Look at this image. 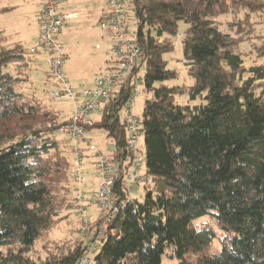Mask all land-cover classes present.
Returning <instances> with one entry per match:
<instances>
[{"label": "trees", "instance_id": "obj_1", "mask_svg": "<svg viewBox=\"0 0 264 264\" xmlns=\"http://www.w3.org/2000/svg\"><path fill=\"white\" fill-rule=\"evenodd\" d=\"M130 12L145 73L139 78L135 69L118 83L101 120L88 128L104 131L114 146L106 155L119 205L89 264H163L164 255L177 264H264V65L247 67L239 52L264 23V0H127ZM220 16L232 17L235 34L220 29ZM181 22L188 26L183 51L194 83L171 87L165 83L178 74L164 56L174 51ZM36 54L0 30V264H78L95 246L96 224L87 234L79 228L82 239L72 244L48 239L70 216L64 209L77 205L78 212L84 183L67 155L71 139L59 132L67 120L26 91ZM133 76L149 95L139 118L141 201L124 187L132 155L120 115ZM183 96L204 103L179 105Z\"/></svg>", "mask_w": 264, "mask_h": 264}, {"label": "built area", "instance_id": "obj_2", "mask_svg": "<svg viewBox=\"0 0 264 264\" xmlns=\"http://www.w3.org/2000/svg\"><path fill=\"white\" fill-rule=\"evenodd\" d=\"M63 4L64 0H42L40 32L31 52L44 53L47 56V75L53 86L50 91L52 98L76 103L79 97H82V101L75 106L71 118L61 125L59 132L74 143L73 167L78 183L86 182L82 170L83 158L87 154L95 156L94 163L99 178L96 188L91 191L79 190L77 193L80 232L87 234L96 224L95 246L92 245L89 252L78 263L89 264L92 260V249L97 248L96 245L107 237L108 226L119 212V205L115 201L114 162L87 138L88 128L93 125L91 115L103 109L118 83L131 77L135 69H140L143 55L134 37L128 32L127 0H106L107 12L100 27L111 34L113 44L110 47V54L113 57L114 66L108 72L96 76L93 87H85L78 92L67 79L64 70L66 56L59 41L60 35L67 27V20L73 17L64 11ZM133 80L132 96L126 107L127 109L129 107L126 118L127 145L132 161L125 176L124 187L129 192L133 183L140 185L146 181L144 174L139 173L145 165V157L140 151L139 144L141 123L130 109L139 93L141 82L137 76H133ZM92 207H95V213Z\"/></svg>", "mask_w": 264, "mask_h": 264}, {"label": "rangeland", "instance_id": "obj_3", "mask_svg": "<svg viewBox=\"0 0 264 264\" xmlns=\"http://www.w3.org/2000/svg\"><path fill=\"white\" fill-rule=\"evenodd\" d=\"M83 1L84 2L82 3H85V0ZM34 2L35 0H0V27L2 28L4 27L6 29V34L10 36L9 43L21 42L25 48H29L31 46L36 45L35 37L38 32V28L36 25V21L34 20L35 18ZM86 5L88 6V3H86ZM84 7L85 5H82L79 8V12L84 13L85 12ZM217 20L221 25L220 27L221 30L229 31L235 34V31H232L229 26L230 25L229 22L233 20L231 16H220L218 17ZM258 20L262 21L261 19ZM93 26L96 30H98L97 33L100 35L99 33L101 31L100 27L96 24H94ZM187 27L188 26L183 22L179 24L178 35L173 37V41L175 45L174 51L164 56V58L168 61V68L170 70L176 71L178 74L176 79L170 80L165 83L171 87L191 86L194 83V80L189 76L188 66L186 65V60L183 51V39ZM95 29H93V33H95ZM136 29H137V25L134 15L130 12V15L128 17L129 35L133 36ZM145 32H147V28H145ZM77 37L80 41L81 39L82 40L85 39V36L79 35ZM100 37L101 36H96V38L95 36L88 37V42H89L88 51L90 55L97 56L96 54L100 53L96 49L98 45H102L103 43ZM246 38L248 39V41L246 40L243 43H241L239 48V52L242 55V59L244 60L245 65L247 67L253 65H260V66L264 65V59L261 56L259 57L260 52L264 50V23L257 24L254 28V33L250 36H246ZM35 57H37L40 63L37 62L36 65L32 63V67H33L31 68V70H33L31 72L32 83L28 84V89L25 88L26 91L35 93L37 97H39L40 99L44 100L45 102L53 106L55 109H57L60 112V118H59L60 121H66L70 119V117L73 114V108H74L73 102L65 101L62 99H55L52 98L50 95V91L53 89V86L49 81V78H48V82L46 83V78L44 73L45 68L47 67L46 54L44 53L36 54ZM76 60H80V57L78 56ZM144 73H145V65L141 66L138 72V77L139 78L142 77ZM147 98H149V95L144 90L143 84L139 83V93L136 95L133 105L130 107L133 115L136 118L143 117L145 102ZM176 102L179 105L190 104L191 106H194L204 103V100L198 99L196 101H189V98L187 96H183V97H177ZM128 113H129V107L128 109L125 108L124 110L121 111L120 116L122 121H124L127 118ZM101 118H102V110L91 115V119L93 120V122H99ZM87 138H89L92 141L93 145L96 148H98L105 154H108L114 150V146L112 145L110 139L106 136L105 132L102 130L96 128L89 130L87 132ZM139 144L145 156L143 136L140 137ZM73 149H74V143L73 141H71L69 147H67V155L72 163L75 160ZM94 162H96L95 156L93 154L89 155L84 159L82 170L84 175L83 177L86 180L92 181L94 182V184H96L99 178ZM145 167H146L145 165L142 166L139 172L140 174L145 173ZM76 191L77 190L72 191L70 196L73 197L74 195H76ZM144 194H145V188L142 184L141 185H138L136 183L132 184L130 190V196L132 199H138L141 201L143 199ZM61 213L64 217L66 215H70V216L64 218V220H62V222H60L58 226L49 234L48 239L50 240V242L55 241L61 244L63 243L72 244L77 241H81L82 238L81 235L79 234L77 205L68 211L64 209ZM202 221L206 223V221L204 220ZM202 221H199L198 224L204 225ZM209 222L211 223V221H208V223H206L205 225L209 226L210 224ZM93 234L94 232H92L88 236V239H91L93 237ZM218 236L220 237L222 236V234L219 231H218ZM95 239L97 240V235ZM92 244L93 243H91V245ZM43 245H44L43 243H40L37 246V248L41 250L43 248ZM213 247L215 249L220 248V243L218 240L214 242ZM95 254L96 251L92 252V260L95 257ZM163 264H177V260L164 255Z\"/></svg>", "mask_w": 264, "mask_h": 264}, {"label": "crops", "instance_id": "obj_4", "mask_svg": "<svg viewBox=\"0 0 264 264\" xmlns=\"http://www.w3.org/2000/svg\"><path fill=\"white\" fill-rule=\"evenodd\" d=\"M64 0L63 9L66 13L73 15L72 18L67 20V27L64 32L60 35L59 41L62 44L66 56V61L64 64V70L67 76L68 81L73 85V87L80 92L83 88H91L94 85L95 77L101 74L108 72L113 66V57L110 54V47L113 44V40L111 34L103 30L100 27L101 21L106 16V0ZM34 11L36 25L38 28V32L35 37V41L40 32V9L42 5V0H35ZM88 3V6L86 5ZM85 5V12H79V8ZM94 24L100 27V35L97 33L98 30L94 28ZM93 29H95V33H93ZM0 30L4 32V34L8 37L10 41V36L6 34V29L0 27ZM94 34V35H93ZM85 36V39L81 41L77 36ZM92 36H101L102 45H98L96 49L100 52L95 55H90L88 51V37ZM98 39V38H97ZM79 41V42H78ZM13 43H21V42H13ZM36 43V42H35ZM22 44V43H21ZM33 46L29 47L31 49ZM40 54V53H39ZM80 57V60H76L77 57ZM40 63L37 57L34 56V61L30 64V77L32 67V63L35 65ZM113 63V64H112ZM47 66V65H46ZM103 71V72H102ZM105 71V72H104ZM48 67L45 68V78L46 83L48 82ZM32 83V81H31ZM82 101V97H79L78 102L73 103L74 108L77 104ZM73 108V111H74ZM71 118V117H70ZM69 120V119H68ZM74 151V149H73ZM87 154L83 158L88 157ZM87 171V170H86ZM86 182L81 187L84 191L95 190L96 184L92 181L85 180ZM98 182V181H97ZM94 185V187H93ZM92 211L95 213V207H92Z\"/></svg>", "mask_w": 264, "mask_h": 264}]
</instances>
